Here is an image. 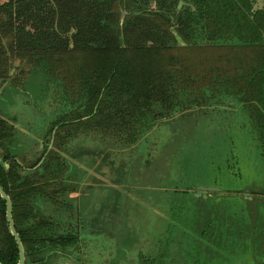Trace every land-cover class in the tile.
I'll return each mask as SVG.
<instances>
[{
	"label": "trees",
	"instance_id": "1",
	"mask_svg": "<svg viewBox=\"0 0 264 264\" xmlns=\"http://www.w3.org/2000/svg\"><path fill=\"white\" fill-rule=\"evenodd\" d=\"M179 1L0 4V89H23L41 74L64 94L40 149L34 151L36 158L18 153L16 129L2 109L4 92L0 94V184L12 202L25 264H46L52 255L65 247L75 249L85 239L70 215L80 210L67 198L74 189L65 149L74 129L99 133L94 139L98 152L116 155L119 147L144 139L153 126L173 124L185 108H197L207 95L224 91L241 103L263 144L257 153L264 154V0H182L178 9ZM173 31L189 46L238 51L234 69L215 72L210 87L187 88L193 77L175 55L179 43ZM183 210H172L176 228L188 229L200 221ZM5 211L0 197V262L17 264ZM172 241L169 236L157 255H141L137 264H164Z\"/></svg>",
	"mask_w": 264,
	"mask_h": 264
},
{
	"label": "rangeland",
	"instance_id": "2",
	"mask_svg": "<svg viewBox=\"0 0 264 264\" xmlns=\"http://www.w3.org/2000/svg\"><path fill=\"white\" fill-rule=\"evenodd\" d=\"M184 43L174 52L193 77L185 86L195 90L210 87L215 72L233 70L239 56L227 47ZM44 77L34 75L23 89H0L18 153L34 158L64 95ZM207 96L116 155L98 152L95 131L69 132L74 190L67 198L80 210L70 215L85 239L46 264H137L141 255H157L169 236L164 264H264V154L257 153L263 144L238 100L224 91ZM202 185L221 192L192 189ZM178 208L200 221L176 228L171 213Z\"/></svg>",
	"mask_w": 264,
	"mask_h": 264
},
{
	"label": "water",
	"instance_id": "3",
	"mask_svg": "<svg viewBox=\"0 0 264 264\" xmlns=\"http://www.w3.org/2000/svg\"><path fill=\"white\" fill-rule=\"evenodd\" d=\"M184 2L181 0L179 1L178 4V9L182 6ZM173 33H175L173 31ZM176 38L178 40V43H184L182 38L178 36L177 33H175ZM185 44V43H184ZM192 189L196 190L199 193H203V192H210V193H218L221 192V190L218 187H212V186H197V187H192ZM199 195V194H197ZM0 197L2 198V200H5V205H6V211H5V217L7 218L8 221V227H9V231L10 234L14 237V240L16 242L17 245V250H18V254H19V259L17 264H25V254H24V249H23V245L20 239V236H18V233L15 229V224H14V220L12 218V202L9 198V196L7 195V193L5 192V190L2 188L1 184H0ZM1 264V262H0Z\"/></svg>",
	"mask_w": 264,
	"mask_h": 264
}]
</instances>
